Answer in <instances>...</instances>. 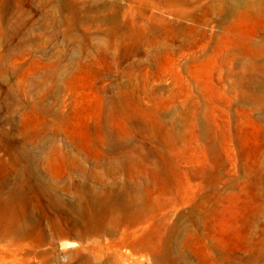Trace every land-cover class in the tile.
<instances>
[{"label":"rangeland","instance_id":"1","mask_svg":"<svg viewBox=\"0 0 264 264\" xmlns=\"http://www.w3.org/2000/svg\"><path fill=\"white\" fill-rule=\"evenodd\" d=\"M0 264H264V0H0Z\"/></svg>","mask_w":264,"mask_h":264}]
</instances>
